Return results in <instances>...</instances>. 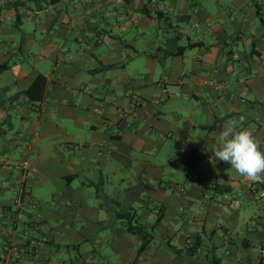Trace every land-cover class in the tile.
<instances>
[{
	"label": "crops",
	"instance_id": "crops-1",
	"mask_svg": "<svg viewBox=\"0 0 264 264\" xmlns=\"http://www.w3.org/2000/svg\"><path fill=\"white\" fill-rule=\"evenodd\" d=\"M8 1L0 255L34 252L7 264H264V202L213 156L241 116L264 153V0ZM108 198L155 226L141 254Z\"/></svg>",
	"mask_w": 264,
	"mask_h": 264
},
{
	"label": "clouds",
	"instance_id": "clouds-1",
	"mask_svg": "<svg viewBox=\"0 0 264 264\" xmlns=\"http://www.w3.org/2000/svg\"><path fill=\"white\" fill-rule=\"evenodd\" d=\"M244 117L239 121L227 123L218 136V147L213 152L215 160L231 165L241 176L252 182L264 183V153L258 148L252 132L242 128L237 131V123L243 124Z\"/></svg>",
	"mask_w": 264,
	"mask_h": 264
},
{
	"label": "trees",
	"instance_id": "trees-1",
	"mask_svg": "<svg viewBox=\"0 0 264 264\" xmlns=\"http://www.w3.org/2000/svg\"><path fill=\"white\" fill-rule=\"evenodd\" d=\"M27 1H36V0H27ZM42 1H46V0H42ZM57 1H61V0H50V2H57ZM150 1V0H149ZM14 5H16L17 7L19 5H22V1L21 0H16L13 2ZM12 4V5H13ZM24 5V4H23ZM1 11V9H0ZM18 11V9H17ZM20 14L19 11L17 13V23H19V19H20ZM2 65L0 64V67ZM44 84V80L37 79L34 83V85L36 84ZM33 88V86H32ZM33 90H28V95L32 98V99H37V97H35L33 95ZM98 185V184H96ZM111 204H113V207L116 209L115 213L111 216H109V220H108V225H114L116 223H122L126 226L127 230L129 233H131L132 235L136 236L139 240H140V246L138 248V252L139 254H141L146 248L147 246L154 240L155 237V233H154V227L155 226H151L148 227L146 226L141 220H140V215L138 213V210L135 208H131V209H124L122 207V203L120 200L115 199V198H108L107 199ZM105 201V200H104ZM104 201H102L100 203V206H103ZM159 220H161V218L159 217ZM201 244L200 238H198L196 240L195 243H193L189 248L187 249H179L176 248L175 246H170L172 247V249L174 250V252L176 254H181V255H186L190 258H193L196 254V252L198 251V248ZM247 245V243H246ZM192 264H198L196 262V260L192 259ZM208 264H223L221 258L216 254V250L215 248H213V251L211 250L210 252V261ZM261 264H263V261H261Z\"/></svg>",
	"mask_w": 264,
	"mask_h": 264
},
{
	"label": "built area",
	"instance_id": "built-area-1",
	"mask_svg": "<svg viewBox=\"0 0 264 264\" xmlns=\"http://www.w3.org/2000/svg\"><path fill=\"white\" fill-rule=\"evenodd\" d=\"M150 2L153 3H159L162 2V0H150ZM199 102V101H198ZM121 131H119L120 133ZM76 147H81L80 145H77ZM23 165L26 166L27 162H23ZM196 177H198V175H196ZM245 182L247 183V186L249 187V189L251 191H254L256 197L255 200L257 201H262L264 202V183H260V182H252L249 181L248 179H246ZM243 196V192H237L236 197L234 198V200L231 202V206L235 207V208H240L242 206V201L241 198ZM204 209V205H201L200 209L198 210L199 213H201ZM43 242L40 240H36V239H32L31 240V244H33L34 246H37L39 244H42ZM7 251L5 254L0 255V264H7V262L9 261H19L21 260L27 253H33V249L34 247H32L30 250L27 251H23L21 249H19L18 247H16L15 245H13L12 243H8L7 244ZM98 259L97 257H94L91 259V262L93 264H98Z\"/></svg>",
	"mask_w": 264,
	"mask_h": 264
},
{
	"label": "rangeland",
	"instance_id": "rangeland-1",
	"mask_svg": "<svg viewBox=\"0 0 264 264\" xmlns=\"http://www.w3.org/2000/svg\"><path fill=\"white\" fill-rule=\"evenodd\" d=\"M4 1H6V2L2 3L0 9H1V11H9V8H6V7H8V3H7L8 0H4Z\"/></svg>",
	"mask_w": 264,
	"mask_h": 264
}]
</instances>
